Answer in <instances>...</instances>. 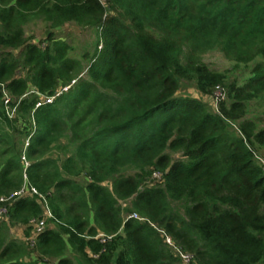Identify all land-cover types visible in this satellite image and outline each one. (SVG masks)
Here are the masks:
<instances>
[{
  "label": "trees",
  "instance_id": "obj_1",
  "mask_svg": "<svg viewBox=\"0 0 264 264\" xmlns=\"http://www.w3.org/2000/svg\"><path fill=\"white\" fill-rule=\"evenodd\" d=\"M102 1L0 0V196L26 181L52 216L31 246L41 202H13L0 264H182L163 234L190 264H264V0ZM37 21L94 31L92 51L33 43Z\"/></svg>",
  "mask_w": 264,
  "mask_h": 264
},
{
  "label": "rangeland",
  "instance_id": "obj_2",
  "mask_svg": "<svg viewBox=\"0 0 264 264\" xmlns=\"http://www.w3.org/2000/svg\"><path fill=\"white\" fill-rule=\"evenodd\" d=\"M50 33H52L55 38L66 41L71 46L72 51H70V55L73 58L78 59L81 54L92 51V44L95 40L94 31L92 30H82L72 24H67L60 30H50L48 26L38 21L30 23L25 27L26 37L32 39V42L36 44L43 42L47 35ZM203 62L210 68L219 72H224L231 68V63L226 60L218 50L206 53L203 56ZM240 73L241 72H238L237 74L239 75ZM230 77L232 78V74H230ZM181 93H186L196 99H200L203 102H206L207 104H209L212 110L216 109V101L220 98V96H223V92L220 90L217 91L211 98H203L201 96H198V94H196L192 89L189 88H184ZM53 156H58V153L56 152V154H53ZM153 180L160 181L159 177L157 176H154ZM19 230L22 231L23 228L16 227L12 229V233L16 234L17 232H19ZM47 264H55V262L48 261Z\"/></svg>",
  "mask_w": 264,
  "mask_h": 264
},
{
  "label": "built area",
  "instance_id": "obj_3",
  "mask_svg": "<svg viewBox=\"0 0 264 264\" xmlns=\"http://www.w3.org/2000/svg\"><path fill=\"white\" fill-rule=\"evenodd\" d=\"M99 1L102 4H104V2L102 0H99ZM67 88L68 87L63 88L62 91H66ZM31 93H35V92H31ZM60 93L61 92L56 93L53 97L41 96L38 93H35L36 95L40 96L38 102L35 105V109L40 107L41 105L51 104L54 101V99ZM1 94L3 96L2 100H3L5 113L9 119H12L15 116V110H16L17 105L10 107L9 106L10 98L7 96V94L3 90L1 91ZM31 136H32V134L29 135L25 139L24 145H23V151L21 154V161L23 162L24 167L28 166V162H27L26 156H25V151H26V148L29 146V140H30ZM256 160H257L258 164L260 165V167L262 168L263 173H264V158L256 157ZM154 176L155 177L157 176L160 179V175L154 174ZM24 197H30V198L38 197V200H40L41 206L43 208V218L40 220H33L30 222V226L32 227V231H31V236H30L29 241H30V244L32 246L34 244V241L37 238V236L43 232L47 219H50L52 216H51L49 209L47 208L44 196L39 194L35 188L29 186L26 181L24 182V184L22 185V187L18 191H15L14 193L10 194L9 196H0V221L7 219L8 207L13 202H15L16 200H18L20 198H24ZM131 217L135 218V219H139L136 215H132ZM159 232L161 234H163L161 231H159ZM163 237H164L165 243L169 247L172 248L173 252L179 258V260L182 262V264H190L191 263L192 257L189 254L184 253L181 250L177 249L168 236H165L163 234Z\"/></svg>",
  "mask_w": 264,
  "mask_h": 264
},
{
  "label": "crops",
  "instance_id": "obj_4",
  "mask_svg": "<svg viewBox=\"0 0 264 264\" xmlns=\"http://www.w3.org/2000/svg\"><path fill=\"white\" fill-rule=\"evenodd\" d=\"M16 228V227H15ZM12 229H14V228H12ZM12 229L10 230V235H11V237L13 238V239H18V240H22L23 239V233H22V231H20L19 230V232H17L16 234L15 233H12ZM21 232V233H20ZM12 234H13V236H12Z\"/></svg>",
  "mask_w": 264,
  "mask_h": 264
}]
</instances>
